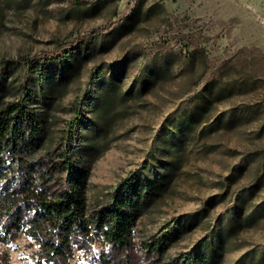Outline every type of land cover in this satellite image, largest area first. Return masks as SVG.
<instances>
[{"label": "rangeland", "instance_id": "rangeland-1", "mask_svg": "<svg viewBox=\"0 0 264 264\" xmlns=\"http://www.w3.org/2000/svg\"><path fill=\"white\" fill-rule=\"evenodd\" d=\"M82 1L0 0V59L52 51L118 23L91 36L36 87L44 118L41 155L57 147L91 72L103 70L77 147L90 170L89 209L105 203L131 170L151 165L150 176L161 166L168 172L132 229L136 248L112 264H171L208 238L233 206L242 213L238 220L250 219L221 241L218 264H236L247 253L248 263L258 261L264 247V0ZM13 78L6 100L17 90L19 72ZM202 93L211 104L201 119L181 128L168 123L169 137L168 118L193 110ZM206 200L214 202L209 213L186 221L163 257L142 249ZM39 250L21 234L0 244V264H39ZM102 250L96 240L92 252ZM88 260L76 251L75 262Z\"/></svg>", "mask_w": 264, "mask_h": 264}, {"label": "trees", "instance_id": "trees-1", "mask_svg": "<svg viewBox=\"0 0 264 264\" xmlns=\"http://www.w3.org/2000/svg\"><path fill=\"white\" fill-rule=\"evenodd\" d=\"M117 25L116 22L110 27L97 28L72 42H59L52 51L0 59V244L26 235L39 244V264H78L74 261L77 250L89 255L87 264H112L114 258L127 255L137 246L133 227L167 181L168 172L162 166L155 177L150 176L151 165L131 170L105 203L89 209L86 190L90 170L77 147L84 136L82 126H90L86 106L91 105L93 88L103 76L100 66L91 72L85 98L75 106L57 147L39 154L44 118L38 107L40 93L36 87L49 81L54 67L70 62L91 36L105 34ZM16 72L20 75L17 90L12 99L6 100ZM194 101L193 110L188 107L170 116L163 128L168 123L181 128L200 120L211 100L202 93ZM165 131L169 137L174 133L169 127ZM213 205L214 202L206 200L200 210L169 227L142 249L163 257L184 232V223L190 219L196 222ZM235 207L218 218L208 238L171 264H218L225 236L232 235L250 219L247 216L238 220L242 213L234 211ZM96 240L103 249L98 254L92 252ZM260 253L256 262L248 263L252 253H247L236 264H264V247Z\"/></svg>", "mask_w": 264, "mask_h": 264}]
</instances>
